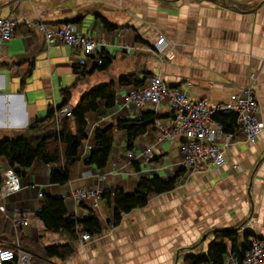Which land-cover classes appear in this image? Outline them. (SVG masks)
I'll list each match as a JSON object with an SVG mask.
<instances>
[{"label":"crops","instance_id":"obj_1","mask_svg":"<svg viewBox=\"0 0 264 264\" xmlns=\"http://www.w3.org/2000/svg\"><path fill=\"white\" fill-rule=\"evenodd\" d=\"M0 14L22 21L0 55V140L45 119L51 108L63 104L66 88L72 90L68 106L73 108L87 91L144 69L161 75L171 87L186 89L191 99L209 104L225 102L242 91L254 73L264 121L263 0H0ZM104 18L117 28H106ZM37 21L54 26L73 22L81 33L97 39L98 49L87 56L63 43L49 46ZM160 36L174 44L172 60L144 51ZM101 52L116 57L108 70L92 74L105 73L104 82L89 83L95 87L72 103L75 90L79 85L84 90L83 84L90 80L89 75L77 82L73 65L84 63L90 71L101 62ZM130 87H119L114 106L100 102L99 109L89 114L81 161L68 184L52 183L56 165L37 161L21 170L23 189L0 199V211L14 215L16 222L22 215L27 217V224L20 226L26 237L46 245L69 242L64 235L48 231L35 216L45 204V195L65 197L72 216H88L84 207L88 205L107 222L113 219V207L102 193L117 188L134 193L141 178L170 180L184 168L178 139L162 140L159 124L166 123L168 116L139 136L132 150L127 149L126 132L117 131L106 168L87 163L98 145V128L119 119H141L148 110L171 113L167 99L158 108L127 105L120 93ZM151 145L155 152L149 156L145 150ZM225 157L220 168L182 176L174 190L152 196L145 207L125 214L117 226L79 241L72 257L52 258L47 264H183L186 257L203 252L202 241L208 249L214 241L211 230L245 222L244 230L264 237V130L255 143L245 133H237L225 147ZM80 189L88 194L86 198L76 195Z\"/></svg>","mask_w":264,"mask_h":264},{"label":"trees","instance_id":"obj_2","mask_svg":"<svg viewBox=\"0 0 264 264\" xmlns=\"http://www.w3.org/2000/svg\"><path fill=\"white\" fill-rule=\"evenodd\" d=\"M104 26L109 30L117 28L114 24L103 19ZM98 57L99 64L88 70L84 63L73 65L74 73L78 75V81L86 80L89 75L95 72L108 70L115 55L101 52ZM34 64L31 63L30 72ZM143 76V77H141ZM155 76L151 71L144 69L130 75L123 76L118 83L110 82L97 86L84 93L79 102L73 106L71 116L59 122L53 118L56 113L68 105L72 95L71 88L63 90L65 101L59 107L51 108L43 120H38L28 126L25 130L15 134L13 137H5L0 140V185L5 181L3 170L14 169L18 175L21 170L31 168L37 161L44 164L56 165L51 173V182L59 185H66L72 179L73 168L80 163V147L87 138L88 116L99 109L100 102H106L108 107L114 106L117 96L122 87L142 86L146 80ZM119 87L120 90H119ZM157 111H144L141 119L121 120L108 127H100L96 131L97 148L91 153L88 164L98 169L107 167L111 151L116 141L117 131H125L127 138V149L132 150L139 136L145 134L150 127L162 117H169ZM219 122L225 125L226 131H232V125L237 122V115L224 113L216 115ZM4 161L6 165H4ZM187 169L183 168L170 180H163L161 177L140 179L134 193H127L123 188L102 193L110 206L113 207V219L106 222L99 216L95 209L88 205V216L78 218L69 214L65 197H54L45 195L44 206L35 212V216L41 219L47 230L64 235L69 240L66 244L46 245L40 241L29 239L17 225L14 215L0 211V245L20 244V247L34 255L31 264H47L52 258L66 260L76 253V244L80 236L88 232L92 236L100 235L109 227L117 226L123 216L132 210L145 207L152 196L163 192L174 190L178 180L186 174ZM27 217H20V219ZM245 223L232 228L213 229L210 231L214 241L206 251L198 256H188L183 264H225L229 254L238 259L245 258L251 248V242L257 236L253 231L244 230ZM7 264H15L10 262Z\"/></svg>","mask_w":264,"mask_h":264},{"label":"built area","instance_id":"obj_3","mask_svg":"<svg viewBox=\"0 0 264 264\" xmlns=\"http://www.w3.org/2000/svg\"><path fill=\"white\" fill-rule=\"evenodd\" d=\"M264 1V0H263ZM22 21L0 14V55L3 47L8 43ZM36 26L43 33L49 46L63 43L68 47L80 50L87 56H92L98 49V41L94 37L80 32L77 24L67 22L54 26L37 21ZM145 52H153L160 59L172 60L175 57L174 44L160 36L158 40L144 47ZM251 83L238 93H232L225 102L211 103L207 100H193L186 89L169 86L161 75H155L146 80L140 87L131 86L123 92L127 105L134 104L139 109L148 106L158 108L167 99L172 115L166 123L159 124L162 140L173 139L180 142L178 146L185 169L205 171L209 168H220L225 164V147L228 146L239 132L246 134L250 143H255L264 130L261 118V104L256 92L257 76L250 75ZM73 108L65 106L56 113L54 121L71 116ZM233 113L237 115V122L232 125V131H226L225 125L215 117L219 114ZM220 141L223 144H220ZM162 142V141H161ZM163 143V142H162ZM155 145L149 146L145 153L153 155ZM133 157L134 153L129 152ZM235 167H238L236 165ZM153 168V167H152ZM4 183L0 185V199L23 189V182L18 173L12 168L3 170ZM94 194V193H92ZM80 198L88 194L80 189L76 192ZM27 224V218L17 221L18 226ZM92 235L88 232L80 236V241H88ZM34 255L23 250L20 244L0 245V264L14 262L15 264H31ZM225 264H264V237H254L251 248L244 259L229 254Z\"/></svg>","mask_w":264,"mask_h":264},{"label":"rangeland","instance_id":"obj_4","mask_svg":"<svg viewBox=\"0 0 264 264\" xmlns=\"http://www.w3.org/2000/svg\"><path fill=\"white\" fill-rule=\"evenodd\" d=\"M105 77H106V74L105 73H97V74H95L94 76H92V75H90V80L89 81H87L86 82V84H83L84 86H86L85 87V89L84 90H82L81 91V88L82 87H80V85H79V87L75 90V92H74V96H73V100H72V103H77V101L79 100V98H80V96H81V94L83 93V92H86L88 89H90V88H93V87H95L94 85H91V84H93L92 82H94V81H96L97 79H99V80H101V81H99V82H104V80H105ZM89 83H91V84H89ZM102 84V83H101ZM120 94H123V93H120ZM194 171L192 170V169H188L187 171H186V174H185V176L186 177H190V175H192V173H193ZM180 180H181V178H179V180H178V185H179V183H180ZM177 185V186H178ZM108 222V221H107ZM111 227H109L108 229H110ZM107 229V230H108ZM106 230V231H107ZM105 231V232H106ZM200 244V243H199ZM199 244H195L193 247H195V246H199ZM201 245V250H203V251H206L205 249V244H204V242L202 241V243L200 244Z\"/></svg>","mask_w":264,"mask_h":264}]
</instances>
